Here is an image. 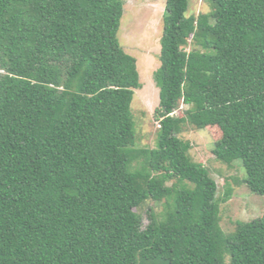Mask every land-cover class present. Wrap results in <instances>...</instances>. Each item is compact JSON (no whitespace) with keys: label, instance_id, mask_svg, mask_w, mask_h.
I'll return each mask as SVG.
<instances>
[{"label":"trees","instance_id":"obj_1","mask_svg":"<svg viewBox=\"0 0 264 264\" xmlns=\"http://www.w3.org/2000/svg\"><path fill=\"white\" fill-rule=\"evenodd\" d=\"M208 1L165 2L147 147L124 0H0V264H264V218L224 230L233 188L217 197L180 136L218 127L215 158L264 195V0ZM148 200L162 209L145 225Z\"/></svg>","mask_w":264,"mask_h":264},{"label":"rangeland","instance_id":"obj_2","mask_svg":"<svg viewBox=\"0 0 264 264\" xmlns=\"http://www.w3.org/2000/svg\"><path fill=\"white\" fill-rule=\"evenodd\" d=\"M166 0H124V13L118 30L119 41L124 50L137 60L142 87L135 90L132 111L135 119L137 145L154 147L159 123L154 116L159 103V87L154 72L160 65V38L163 32V13ZM208 0H189L187 15L212 12ZM187 106L181 103L175 111L182 115ZM216 126L198 129L187 123L180 136L191 143L190 154L195 161L203 163L210 170L218 184L217 197L226 191V183L233 188L231 198L221 202V225L226 231L235 228L237 220L264 218V195L252 192L242 182L245 172L240 160L226 164L215 158L212 150L220 137ZM162 202L148 200L139 212L146 225L151 211L160 212Z\"/></svg>","mask_w":264,"mask_h":264}]
</instances>
